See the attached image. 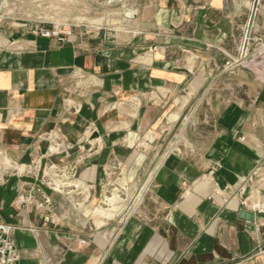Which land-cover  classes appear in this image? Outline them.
I'll use <instances>...</instances> for the list:
<instances>
[{"label":"crops","instance_id":"1","mask_svg":"<svg viewBox=\"0 0 264 264\" xmlns=\"http://www.w3.org/2000/svg\"><path fill=\"white\" fill-rule=\"evenodd\" d=\"M159 3L128 31L65 26L62 44L0 18V223L16 264H264V80L226 68L242 29L222 0ZM96 207L112 220L95 226Z\"/></svg>","mask_w":264,"mask_h":264},{"label":"rangeland","instance_id":"2","mask_svg":"<svg viewBox=\"0 0 264 264\" xmlns=\"http://www.w3.org/2000/svg\"><path fill=\"white\" fill-rule=\"evenodd\" d=\"M160 1L161 0H0V18L15 17L63 26L82 25L107 28L115 32L120 31L119 29L128 31L130 28H135L141 19H149L150 21L155 19V13L160 10ZM222 1L225 3L226 12L235 17L236 24L242 29H240L242 32V43L239 46L237 57L233 60L238 61L237 66L243 65L241 69H243L245 76L250 80L251 78L264 80V0H260L257 6L252 30L246 43L244 37L254 0ZM243 52L245 58L243 59V63H241ZM228 70L231 71L233 69L229 68ZM230 92L231 94H229ZM233 94H235L234 90H228V97ZM263 109L264 108H262V110ZM260 119L263 122L259 121L257 130L264 136L262 133V131H264V111H262ZM252 141L256 146L261 148L260 154L264 156L263 143L261 144L263 140L253 136ZM54 174L59 175V173L55 172ZM56 186L57 190H59L61 184L58 183ZM113 193L114 192L110 193L112 194L111 197L110 195L105 197V202L103 200L105 206H102V208L105 210L110 209L115 211L119 208L118 205L115 206L119 202V197L115 194L116 192ZM136 198L137 197H134L131 202L133 207L138 205H135ZM97 208L100 207H96L95 212L93 211L94 216L88 218L95 226H98V221H102L103 224L101 225H104L112 220L111 218L108 220L98 217Z\"/></svg>","mask_w":264,"mask_h":264},{"label":"built area","instance_id":"3","mask_svg":"<svg viewBox=\"0 0 264 264\" xmlns=\"http://www.w3.org/2000/svg\"><path fill=\"white\" fill-rule=\"evenodd\" d=\"M32 34L34 36H39L46 39H55L58 43H64L68 37L72 35V30L69 28H65V26H59L56 29L53 28H46L43 25V22H39L38 25L33 29ZM238 61L233 60L232 62H227L226 66L227 69H234L237 67ZM55 173H59L58 170L54 168ZM60 174V173H59ZM76 175V169L72 168L68 172L69 177H73ZM52 188L57 189L55 184L50 185ZM60 186L59 189H61ZM48 204V201H45ZM12 227L0 223V264H16L19 256L9 241V234L11 233Z\"/></svg>","mask_w":264,"mask_h":264},{"label":"water","instance_id":"4","mask_svg":"<svg viewBox=\"0 0 264 264\" xmlns=\"http://www.w3.org/2000/svg\"><path fill=\"white\" fill-rule=\"evenodd\" d=\"M259 2H260V0H254L253 1L252 9H251V15H250V18L248 20L247 28H246V32H245V43L249 39L251 30H252V26H253V22H254V18H255L256 12H257V6H258ZM239 218H243L246 221L253 222L254 221V214L248 213L246 211H241L239 213Z\"/></svg>","mask_w":264,"mask_h":264},{"label":"bare ground","instance_id":"5","mask_svg":"<svg viewBox=\"0 0 264 264\" xmlns=\"http://www.w3.org/2000/svg\"><path fill=\"white\" fill-rule=\"evenodd\" d=\"M244 38H245V37H244ZM244 55H245V54H244V52H243V56H242V58H241V63H243V59L245 58Z\"/></svg>","mask_w":264,"mask_h":264}]
</instances>
